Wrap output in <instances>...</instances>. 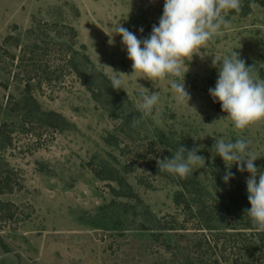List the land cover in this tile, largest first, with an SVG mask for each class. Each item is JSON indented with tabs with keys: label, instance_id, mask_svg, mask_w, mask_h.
<instances>
[{
	"label": "rangeland",
	"instance_id": "1",
	"mask_svg": "<svg viewBox=\"0 0 264 264\" xmlns=\"http://www.w3.org/2000/svg\"><path fill=\"white\" fill-rule=\"evenodd\" d=\"M162 6L163 0H0V128L6 124L0 134V178L9 176L11 186L0 193V264H195L200 234L219 236L216 248L223 245L226 259L218 251L212 258L221 264L241 255L224 238L237 231L249 236V229L233 217H214L201 226L212 228L200 232L196 216L183 221L187 213L180 201L188 199L193 213L206 207L212 214L226 192L247 194L248 174L237 172L235 164L228 169L234 178L222 182L225 164L210 151L215 138L250 140L259 157L254 164L264 167V121L233 129L208 95L217 76L213 58L219 61L233 50L252 66L254 77L264 78V5L251 3L244 17L227 13V26L185 60L187 103L169 90V78L149 81L131 74L116 34L121 25L146 37ZM7 36L12 38L4 40ZM39 38L62 39L85 55L84 73L97 76L95 83L100 74L109 82L118 76L120 88L113 89L118 96L109 94L102 104V88L91 94L66 64L67 56L48 45L41 57L46 74L30 80V95L40 111L60 114L69 126L31 129L13 104L22 102L25 69L2 50L18 56L22 45ZM142 87L159 97L143 117L135 107ZM179 145L200 146L204 163L183 178L158 171L156 159L170 158ZM251 259L264 264V251Z\"/></svg>",
	"mask_w": 264,
	"mask_h": 264
},
{
	"label": "clouds",
	"instance_id": "2",
	"mask_svg": "<svg viewBox=\"0 0 264 264\" xmlns=\"http://www.w3.org/2000/svg\"><path fill=\"white\" fill-rule=\"evenodd\" d=\"M240 6L241 0H163L162 13L146 37L138 38L119 25L116 34L131 61V74L140 73L149 81L169 78V90L187 103L189 93L184 85L187 70L182 72L185 60L226 27V14L230 10L238 12ZM137 31L143 32V29ZM212 66L216 68L217 76L208 95L213 102L220 104L231 127L243 130L254 122L264 121V78L254 77L250 72L252 66H246L234 50L219 61L213 58ZM110 83L113 89L120 88L118 76H114ZM143 89L135 106L142 117L152 113L159 98L156 91L149 93L148 89ZM135 119L133 117L134 122ZM250 144L246 138H215L210 151L225 164L226 171L221 177L224 184L234 178L228 171L233 164L237 172L248 174L244 183L250 207L244 214L257 231L264 232V167L254 164L259 157L251 150ZM199 147L185 149L179 145L170 158L156 159L158 171L180 178L189 175L194 165L204 163V157L197 154ZM226 162L230 166L226 167Z\"/></svg>",
	"mask_w": 264,
	"mask_h": 264
},
{
	"label": "trees",
	"instance_id": "3",
	"mask_svg": "<svg viewBox=\"0 0 264 264\" xmlns=\"http://www.w3.org/2000/svg\"><path fill=\"white\" fill-rule=\"evenodd\" d=\"M253 2H257L260 5H264V0H241V6L240 10L234 11L230 10L228 11V14H235L239 17L246 16L250 10V4ZM70 30V37H75V31L72 27H69ZM28 32H32L30 29ZM35 32V31H34ZM36 36V35H35ZM12 38L11 36L5 37L4 40ZM53 38V37H52ZM44 39L39 38L35 39L32 43L22 45L19 49L18 56H15L10 51L4 49L2 52L11 60H15V66L22 67L25 69L26 78L24 79V90H23V98L20 101H13L15 109L19 112L21 116L22 122H26L30 125V128H51L52 130H62L69 126L66 119H64L60 114L53 112V111H40L38 108L37 103L30 95V80L36 76L40 75L41 72L46 74L45 69H42L41 67V57H43V54H45V51L48 49V45L57 46L61 52H63L67 58H66V64L70 66L72 71L77 75L79 78L81 84L86 87L88 91L91 92V94H94V89L101 90L102 93L105 94L103 99H101L102 104L105 102L108 98L107 95L116 93V96H118V93L113 90L111 87V83L109 82V79H107L104 75H101V78L97 83H95V79L97 76L92 75V77H88L87 74L84 73L85 68V62L88 61L87 57L85 55L81 54L78 55L77 51H74L71 49L72 47L69 46V43H67L64 40L55 41L53 39ZM14 45H18V38H15ZM51 43V44H50ZM67 52H69V55H67ZM81 56V57H80ZM30 68H25L24 66L28 65ZM41 69L42 71H38V69ZM38 71V72H37ZM38 78H40L38 76ZM38 83H40V79H38ZM5 86V84H4ZM118 90V89H117ZM103 100V101H102ZM20 104V105H19ZM218 109H220V104L218 103ZM13 107V108H14ZM0 128V134L3 132L5 128V122L1 123ZM110 178L113 180H118V177L115 175L110 174ZM10 191L11 186L9 183V176H2L0 178V193L4 191ZM122 190V189H121ZM235 191V190H234ZM121 194V192H120ZM226 201H221L219 203H215V209L213 210L214 213L211 214L210 212H206L205 208H201L197 210L196 213H193L190 208L189 200L186 198H182L180 202H183V206L186 209V218L183 221H187V217H193L196 216L198 220L195 221L196 230L202 232L206 228L210 230L212 228L210 225H206L205 227H201L204 222L208 220H213L214 217L217 218V220L224 221L226 218L233 217L235 218L237 224L240 225L241 229H249V233L246 236L244 231H237V233H231L226 234L227 237L224 238V241L231 242V249L235 248L237 250L241 251L240 256H236L233 258L231 264H251V254H261L262 251H264V232L259 233H253L252 230H256L254 225L250 222L249 217L244 214L245 210L250 207L247 201V194H241L239 193V190L236 191V193L226 192ZM174 200L178 201V196L174 197ZM224 208L223 210H221ZM4 219H7L10 217L9 214L4 215ZM203 222V223H202ZM236 224V223H235ZM181 228H183V225H180ZM179 227V228H180ZM172 228V227H171ZM180 236H183L182 233H179ZM232 235V236H231ZM239 235V236H238ZM256 236V241H252L251 236ZM218 235L214 234L212 236L211 234L205 235L200 234V237L198 238V241L194 244V250H195V258L197 257V262L195 264H221L220 261H218L216 258H212L213 254H215L217 251L220 253V256L223 260L226 258L223 255V245H220V247H217V241H218ZM177 246V244H176ZM243 252V254H242ZM242 256H245L246 260L243 259ZM208 257V259H207ZM209 257H211V260H209ZM191 264V263H190Z\"/></svg>",
	"mask_w": 264,
	"mask_h": 264
}]
</instances>
